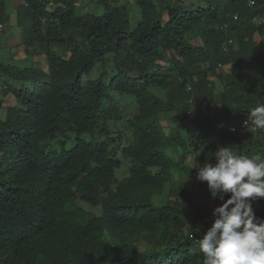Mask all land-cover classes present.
Wrapping results in <instances>:
<instances>
[{
    "label": "trees",
    "instance_id": "trees-1",
    "mask_svg": "<svg viewBox=\"0 0 264 264\" xmlns=\"http://www.w3.org/2000/svg\"><path fill=\"white\" fill-rule=\"evenodd\" d=\"M6 1L0 0V24L9 19ZM246 1L134 0L139 11L134 19L136 15L129 18L128 0H91L94 7L83 12L78 0H24L16 9V26L22 29L18 45L6 46L0 33V108L7 103V113L0 117V151L8 160L0 171L4 263L203 264V256L191 251L188 234L197 215L207 213L208 202L182 183L174 200L160 208L149 203L150 194L161 191L172 174L162 147L191 145L178 132L166 136L160 119L173 107L177 91L182 98L193 96L196 108L204 112L205 135L192 142L196 152L203 148L199 157L215 163L213 153L221 146L237 155L264 157V130L244 136L208 122L213 110L207 97L212 101L215 96L206 72L199 69L209 60L213 66L234 61L227 81L232 87L222 96L218 121L241 119L264 104V22H252L264 14V0H254L253 7ZM97 7L104 11L98 13ZM234 13L238 19L233 21ZM42 17L47 22L38 30ZM27 19L31 27H26ZM255 32L259 42L252 37ZM225 35L237 39L238 47L231 43L222 54ZM3 49H18L28 62L3 58ZM111 61L113 70L107 67ZM97 65L102 70L93 78ZM187 80L193 82L192 92L185 91ZM111 92L130 97L138 107L130 146L120 141L110 152L106 143L98 148L77 134L70 149L52 144L57 132L70 127L69 117L78 133H91L98 124L109 126L110 113L115 114L106 96ZM117 146L128 150L124 155L132 165L113 189V170L121 163ZM188 172L198 181L196 171ZM198 182L208 201L222 203L211 197L207 182ZM120 195L129 203L117 201ZM82 201L99 206L100 213L83 208ZM252 207L264 219V198ZM73 214L85 216L86 223L72 221ZM127 214L131 219L122 222ZM142 240L147 244L143 249Z\"/></svg>",
    "mask_w": 264,
    "mask_h": 264
},
{
    "label": "clouds",
    "instance_id": "clouds-1",
    "mask_svg": "<svg viewBox=\"0 0 264 264\" xmlns=\"http://www.w3.org/2000/svg\"><path fill=\"white\" fill-rule=\"evenodd\" d=\"M130 3L132 4V8H129V18L130 16L133 18L134 15H136L134 19L139 18L137 12L134 10L136 8L134 0ZM25 4L24 0H21L17 6L10 4L11 10L9 12L8 22L11 23L12 32H17L18 35H21L22 29L16 26V9ZM246 5L253 7L254 0H247ZM237 19L238 13L232 14L231 20L234 21ZM45 22L47 21L44 17L40 18V22L37 23L39 26L37 29L39 30L42 28ZM252 22L257 26L261 25L264 22V14L254 16ZM7 23L0 24L1 34L4 33ZM222 26L226 27L225 24ZM26 27H31L30 19H27ZM219 27L221 26L217 25L215 28L218 29ZM20 35L14 37V34L6 38L14 37L19 42ZM225 36L221 41L220 51L222 54H226L229 51V45L231 43H233L236 48L238 47L237 39ZM252 37L255 42H259L258 40L260 39V36L257 32H255ZM211 62L212 60H209L199 65V69H203L206 72V79L209 80L210 84L213 86L212 92L215 96V99L212 101L207 97V103H209V106L213 110L208 115L210 117L208 118V122H210L212 127L222 129L226 126L230 132L241 133L243 135H247V133L254 134L258 130H264V104H259L251 108L248 115L241 119L218 121V119L215 118L222 112V96L226 90H230L232 87L227 81L228 75L231 74L234 61L229 62L228 64L218 61L215 66H213ZM229 64H231V68L227 71L225 67ZM107 67L113 70L115 67L114 61L109 62ZM100 70H102V67H100ZM128 74L134 77L136 75L132 72H129ZM113 76L114 73L109 74L108 79L113 78ZM192 79L196 80V75H193ZM184 87L185 91L192 92L194 89L193 82L187 80ZM216 87L219 88L217 93L214 92ZM106 96L111 98L113 104L110 109L115 107V114L111 115L110 113L108 122L109 126L105 127L98 124L99 126H96L97 128L95 127L96 129L91 131V133H89V131L78 133L73 128L72 118L69 117L66 122H69L70 127H63L64 130L57 132L52 144L55 147L60 148L62 146L61 143H63L65 144L66 150L70 149L72 141L76 138L77 134L78 137H83L85 140H89L98 148L105 146L106 143L107 146L111 147L110 152L113 151L112 146L120 141H124L130 146V142L132 141L131 135L133 132L131 124L138 115V107L130 97H120L115 92H111ZM172 96L173 95H171V97ZM192 101L193 96L188 99L182 98L181 93L177 91L173 97V107L168 108L165 111L164 116L161 117V119H166V113L172 111L174 117L167 116L168 118L166 120L167 122L172 120L177 123L175 130L166 133L163 127L164 123L160 119L166 136L178 132L181 137L187 138L188 145H191L185 147L178 143H165L162 147V150L168 146L172 147L176 161L163 151L168 156V160H170V170L172 174L165 180L161 191H155L150 194V197H148L149 203L151 206L160 208L167 200H174L176 198L175 192L177 188L183 183L186 187L193 189L195 197L201 200L203 198L205 202H208L207 213L202 217L197 215L195 227L192 232L188 234V244L191 247V251H197L203 256V264H264V219L257 217L252 207L253 201L259 198H264V157H261L259 154L251 157L244 154L237 155L228 146H221L215 153H213L215 156V163L211 159H206L204 156L199 157L198 153H203V148H199V151L196 152L193 148L192 142L196 138L198 140L201 134L205 135L203 131L204 115H202L204 112L203 110H198L196 108L197 106ZM1 109L4 110V114L0 117L4 118L7 113L6 106H3L0 110ZM110 109L105 108L104 111L107 112L110 111ZM59 124L57 130L63 125L62 122ZM169 126L173 127L172 125ZM183 147L186 148V151H183ZM116 152L117 158L121 161L119 167L125 164L128 171L126 175L118 179L115 175V170L119 167L114 168L113 189L118 182L131 173L132 165V162H130L128 157L124 155V153H128V155L130 154L128 150L124 149L123 146H117ZM188 154L191 156V161L194 159V162L191 163L190 161L189 164L186 165L185 163L188 162L185 161V159ZM92 155L94 154L92 153ZM183 155H185V157L182 159ZM86 157L87 156H84L83 160ZM5 160L6 164H4ZM91 162L96 163L94 160H91ZM199 162L204 165L200 167L198 165ZM7 165V158L5 157L4 152L0 151V171H3V168L7 167ZM94 168H90L89 170H93ZM188 169L196 171V179L200 182H207L211 197L213 199H218L222 203L208 201L204 189L201 188L203 183L199 184L198 181L192 180V178L189 177ZM91 174L93 175V173H90L87 174V176ZM2 177L3 175H0L1 184ZM102 177L103 174L100 178ZM196 189H199L202 192V195L196 196ZM157 194L158 201L153 199V195ZM225 197H227V199ZM115 199L120 202L129 203V200L123 195H120ZM158 202L162 203V205H157L156 203ZM81 205L95 215L100 213L99 206H90L87 202L83 201L81 202ZM74 219L78 220L80 223H86L87 221V218L83 215L73 214L72 221H74ZM130 219L131 214H127L122 217V222ZM144 246H147V244L142 240L140 242V248L143 249ZM0 259L3 264H9L4 263L2 255L0 256Z\"/></svg>",
    "mask_w": 264,
    "mask_h": 264
},
{
    "label": "rangeland",
    "instance_id": "rangeland-1",
    "mask_svg": "<svg viewBox=\"0 0 264 264\" xmlns=\"http://www.w3.org/2000/svg\"><path fill=\"white\" fill-rule=\"evenodd\" d=\"M129 2H132L133 0H128ZM187 1H190V0H187ZM21 2V0H7L6 1V3H7V12L9 13L10 12V10H11V6H10V4H12V5H14V6H17L19 3ZM77 6H78V8H80V12H83V11H87V9L90 7V8H92V7H94V3L93 2H91V0H78V3H77ZM97 11H98V13H101L102 11H104L103 10V8L102 7H97ZM136 12H137V16H138V9L137 8H135L134 9ZM13 18H14V16H13ZM138 19V18H137ZM11 23L10 22H8L7 23V25H6V27H5V29H4V33L3 34H1V37H2V41L3 42H5V44H6V46H8V47H13V46H17L18 45V40L17 39H15L14 37H18L19 35H18V33L16 32H12V27H11V25H10ZM15 34V36L14 37H9V38H6V37H8V36H11V35H14ZM6 38V39H5ZM22 47V46H21ZM21 47H19V48H21ZM2 54H3V58H5V56L6 57H8L9 59H10V61H19V63L22 65V64H25L26 62H28V60L27 59H25V55L24 54H22L18 49H17V51L16 52H12V53H10L7 49H3V51L1 52ZM230 68H231V64H229V65H226V67H225V69L227 70V71H229L230 70ZM99 70H100V65H97L96 66V68L91 72V75H92V77L93 78H96L99 74H100V72H99ZM219 91V88H215L214 89V92H218ZM169 96L168 97H164V99L165 100H169ZM4 106H7V103H4L3 104ZM4 114V110H0V116H2ZM166 115L168 116V117H174V113L172 112V111H168L167 113H166ZM167 116H165L166 117V119L168 118ZM166 119H164V118H162L161 119V121L164 123V125H163V127H164V130H165V132L166 133H169L170 131H173V130H175V127L177 126V123L175 122V121H172V120H169L168 122H167V120ZM169 125H172L173 127H171V126H169ZM181 132H182V130H181ZM183 149V151H186L185 149L186 148H182ZM163 151L168 155V156H170V157H172V158H174V160L176 161V157L174 156V152H173V149H172V147H170V146H168V147H165L164 149H163ZM189 155V154H188ZM187 155V157H186V159H185V161H187L188 163H185L186 165H188L189 164V162L191 161V156L189 155L188 156ZM192 162H194V159L191 161V163ZM4 164H6V160L4 161ZM200 167H202L204 164H201L200 162H199V164H198ZM127 171H128V168H126V165L125 164H123L121 167H119V168H116V170H115V175H116V177L118 178V179H120L121 177H123L124 175H126L127 174ZM166 192H167V190H166ZM202 192L199 190V189H196L195 190V194H196V196H200V195H202L201 194ZM167 195V194H166ZM153 199H155L156 201H158V194L157 195H153ZM157 205H162V203H160V202H158V203H156Z\"/></svg>",
    "mask_w": 264,
    "mask_h": 264
}]
</instances>
